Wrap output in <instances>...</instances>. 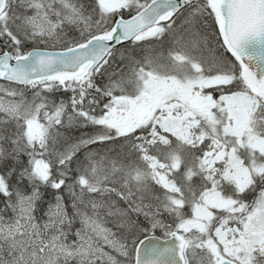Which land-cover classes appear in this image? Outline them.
<instances>
[{
    "label": "snow or ice",
    "instance_id": "1",
    "mask_svg": "<svg viewBox=\"0 0 264 264\" xmlns=\"http://www.w3.org/2000/svg\"><path fill=\"white\" fill-rule=\"evenodd\" d=\"M0 264H264V0H0Z\"/></svg>",
    "mask_w": 264,
    "mask_h": 264
}]
</instances>
